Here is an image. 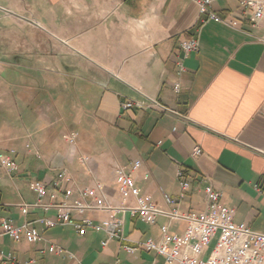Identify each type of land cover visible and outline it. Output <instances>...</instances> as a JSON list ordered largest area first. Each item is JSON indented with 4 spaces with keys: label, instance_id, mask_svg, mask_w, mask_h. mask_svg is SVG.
<instances>
[{
    "label": "crops",
    "instance_id": "0c3cea01",
    "mask_svg": "<svg viewBox=\"0 0 264 264\" xmlns=\"http://www.w3.org/2000/svg\"><path fill=\"white\" fill-rule=\"evenodd\" d=\"M212 7L238 24L202 23L194 0H0V9L30 15L38 24L36 38L46 39L50 54L55 37L67 41V54L71 49L78 54L77 67L67 68L77 72H68V78H76L77 96L66 102L77 106L67 118L78 135L76 145L61 139L53 118L43 133L30 129L29 147L22 138L17 145L0 143L1 149H18L20 166L13 178L0 169V232L4 219L20 224L53 216L38 209L24 215L18 204L35 199L31 180L49 182L62 171L80 187L103 182L115 206L135 204L134 197L124 201L119 191V166L131 173L141 195L164 211L202 212L205 188L212 184L221 203L234 210L236 222L264 231V27L250 25L238 0H218ZM189 38L199 39L198 53L183 51L181 42ZM149 98L172 111L123 107L131 100L148 105ZM197 146L202 153L193 155ZM81 155L90 161L83 163ZM135 162L140 167L133 171ZM179 170L190 183L186 190ZM166 194L175 203L168 204ZM117 215L127 240L110 239L104 246V231L79 235L58 225L34 243L3 235L0 247L28 264H166L138 242L160 240L168 217L159 215L149 224L128 212ZM185 228V221L171 224L172 232ZM51 244L66 253L42 254Z\"/></svg>",
    "mask_w": 264,
    "mask_h": 264
},
{
    "label": "built area",
    "instance_id": "2783aa9c",
    "mask_svg": "<svg viewBox=\"0 0 264 264\" xmlns=\"http://www.w3.org/2000/svg\"><path fill=\"white\" fill-rule=\"evenodd\" d=\"M199 7V20L202 23L216 21L237 25L238 20L223 17L213 9V3L218 0H194ZM240 7L247 13L248 21L253 28L264 27V0H238ZM181 47L186 54L200 51L198 38H189L181 42ZM184 66L181 65V70ZM179 91V85H176ZM146 106L154 107L162 111H172L166 105L154 98H149V104L141 101L123 102L125 109ZM64 139L72 146L77 143L78 135L70 132L64 135ZM29 147V145H27ZM201 147H195L193 155H200ZM18 149L0 147V169L5 175L13 178L19 172L20 166L15 157ZM88 155H81L83 163L90 161ZM140 167V162L132 165L135 171ZM1 176V174H0ZM178 177L183 190L190 183L183 179V172L179 170ZM116 180L119 183V191L124 201L130 196L136 199L135 204H122L115 206L106 192V185L101 181H95L92 186L80 187L75 185V180L70 173L59 172L49 182L44 180H31L30 189L35 193L33 201H21L18 206L24 215H28L33 209L42 210L45 213L52 212L53 216H41L36 222L24 221L15 224L12 220L4 219L1 223L0 237L9 235L16 241L23 236L28 242L34 243L42 238V234L50 228L58 225L71 226L74 231L83 235L87 229L104 231L108 239L103 241L105 246L110 239L118 238L127 240L123 232V219L118 213H130L142 221L153 224L159 215L168 217V222L161 225V239L148 238L138 242V247L153 251L164 257L166 264H264V231H256L245 222L234 220V210L221 203V193L216 191L212 184L205 188L207 197L206 209L198 214L184 213L178 208L164 211L158 208L150 198L142 196L135 179L125 167H117ZM184 192L181 193V197ZM168 204L175 200L165 195ZM89 213H103L107 216L95 220ZM185 221L186 228L182 233L171 231L174 221ZM38 223L41 227L36 225ZM129 252L135 248L127 246ZM65 254L62 246L51 244L42 249L41 253ZM0 264H28L19 258L13 251H5L0 247Z\"/></svg>",
    "mask_w": 264,
    "mask_h": 264
},
{
    "label": "rangeland",
    "instance_id": "374dc122",
    "mask_svg": "<svg viewBox=\"0 0 264 264\" xmlns=\"http://www.w3.org/2000/svg\"><path fill=\"white\" fill-rule=\"evenodd\" d=\"M37 25L28 13L16 15L0 9L2 144L15 142L17 145L19 138L24 144L30 143V129L45 132L51 128L47 122L49 118H53L52 128L54 125L61 132L63 141L65 134L74 132L72 121L67 118L75 115L77 106L72 108L66 102L69 98L76 99L77 82L75 77L68 78L67 68L77 67L78 54L72 49L67 54V41L57 37L52 40L54 50L50 54L46 39L39 40L35 36ZM47 51L49 54L45 55ZM75 185L80 186L77 181Z\"/></svg>",
    "mask_w": 264,
    "mask_h": 264
}]
</instances>
